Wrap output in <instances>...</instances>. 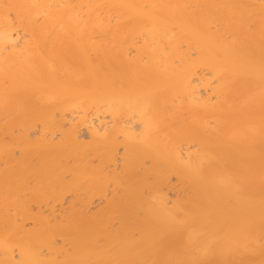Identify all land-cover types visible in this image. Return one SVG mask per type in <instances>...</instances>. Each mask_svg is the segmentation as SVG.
Instances as JSON below:
<instances>
[{
	"label": "bare ground",
	"instance_id": "1",
	"mask_svg": "<svg viewBox=\"0 0 264 264\" xmlns=\"http://www.w3.org/2000/svg\"><path fill=\"white\" fill-rule=\"evenodd\" d=\"M0 264H264V0H0Z\"/></svg>",
	"mask_w": 264,
	"mask_h": 264
},
{
	"label": "rangeland",
	"instance_id": "2",
	"mask_svg": "<svg viewBox=\"0 0 264 264\" xmlns=\"http://www.w3.org/2000/svg\"><path fill=\"white\" fill-rule=\"evenodd\" d=\"M95 195H96V194H95ZM98 195H99V194H98ZM92 196H93V194H92ZM96 196H97V195H96ZM96 196L92 197V200H94V199H95V201H94L95 203H94V204H93V202L91 203V209H93V208H94V206H93V205L97 204V206H96V207L98 208V206H99V205L102 203V202L100 201V200H102V199H100V198H98V199H99V202H101V203H99V202H98V199H97V201H96V198H97ZM99 196H100V195H99ZM99 196H98V197H99ZM95 197H96V198H95ZM100 197H101V196H100ZM98 203H99V204H98ZM101 205H102V204H101ZM101 205H100V206H101ZM94 209H96V208H94ZM94 209H93V210H94Z\"/></svg>",
	"mask_w": 264,
	"mask_h": 264
}]
</instances>
